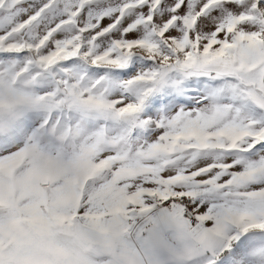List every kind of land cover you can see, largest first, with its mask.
<instances>
[{
    "label": "snow or ice",
    "instance_id": "6c2138e0",
    "mask_svg": "<svg viewBox=\"0 0 264 264\" xmlns=\"http://www.w3.org/2000/svg\"><path fill=\"white\" fill-rule=\"evenodd\" d=\"M0 264H264V0H0Z\"/></svg>",
    "mask_w": 264,
    "mask_h": 264
}]
</instances>
